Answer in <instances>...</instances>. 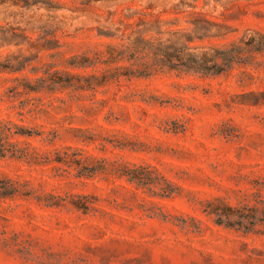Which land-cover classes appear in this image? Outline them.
<instances>
[{"label": "rangeland", "instance_id": "obj_1", "mask_svg": "<svg viewBox=\"0 0 264 264\" xmlns=\"http://www.w3.org/2000/svg\"><path fill=\"white\" fill-rule=\"evenodd\" d=\"M179 4L263 50L141 77L122 43L188 26ZM0 38V118L33 133L0 157V264H264V234L209 214L264 190V0H0Z\"/></svg>", "mask_w": 264, "mask_h": 264}, {"label": "trees", "instance_id": "obj_2", "mask_svg": "<svg viewBox=\"0 0 264 264\" xmlns=\"http://www.w3.org/2000/svg\"><path fill=\"white\" fill-rule=\"evenodd\" d=\"M183 5L187 4L183 2ZM179 6L180 4L174 13L177 15L184 13L188 26H179L181 22L179 15L174 19L175 22H172L178 27L168 29H164L168 23L162 17L163 14L152 15L154 19L149 21L141 17V36L129 38L122 43V53L132 51L136 54L141 49V77L174 72L178 75L217 77L229 73L237 66L248 64L252 57L247 54L249 51L263 50V48L247 50L235 40L222 43V40H228V35L233 31L229 24L211 18L205 13L181 10ZM5 69L8 68L0 63V73L6 71ZM1 78L0 76V81ZM31 89L36 91V88ZM10 93V90L0 92V101L6 96L12 98ZM19 114L25 115L23 111ZM18 134L33 135L32 132L25 130V126L13 119L0 118V157L16 156L12 138ZM209 214L215 216L216 222L220 225L245 233L264 234V230L259 229V226L264 224L260 217L261 214L264 215V190L255 192L251 203L239 208L233 206L215 208Z\"/></svg>", "mask_w": 264, "mask_h": 264}]
</instances>
